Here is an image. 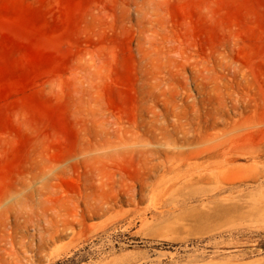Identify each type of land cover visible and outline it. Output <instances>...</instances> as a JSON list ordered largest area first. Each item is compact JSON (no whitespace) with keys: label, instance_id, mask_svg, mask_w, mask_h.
<instances>
[{"label":"rangeland","instance_id":"1","mask_svg":"<svg viewBox=\"0 0 264 264\" xmlns=\"http://www.w3.org/2000/svg\"><path fill=\"white\" fill-rule=\"evenodd\" d=\"M0 264H264V0H0Z\"/></svg>","mask_w":264,"mask_h":264}]
</instances>
